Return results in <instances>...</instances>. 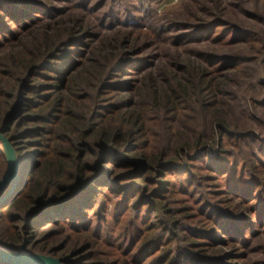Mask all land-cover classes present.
<instances>
[{"label": "trees", "instance_id": "obj_1", "mask_svg": "<svg viewBox=\"0 0 264 264\" xmlns=\"http://www.w3.org/2000/svg\"><path fill=\"white\" fill-rule=\"evenodd\" d=\"M151 4L0 0L3 249L65 234L64 264H264V8Z\"/></svg>", "mask_w": 264, "mask_h": 264}, {"label": "water", "instance_id": "obj_2", "mask_svg": "<svg viewBox=\"0 0 264 264\" xmlns=\"http://www.w3.org/2000/svg\"><path fill=\"white\" fill-rule=\"evenodd\" d=\"M0 142L2 144L5 159L6 171L0 179V192L9 184L15 186L19 180V161L16 157L15 149L10 140L0 132ZM1 196L0 202L7 196ZM0 261L6 264H64L59 258L36 252H25L21 247L16 252H11L0 247Z\"/></svg>", "mask_w": 264, "mask_h": 264}, {"label": "rangeland", "instance_id": "obj_3", "mask_svg": "<svg viewBox=\"0 0 264 264\" xmlns=\"http://www.w3.org/2000/svg\"><path fill=\"white\" fill-rule=\"evenodd\" d=\"M183 0H152V8L151 10L153 11V14H160L164 10H170V9H175L179 7ZM227 1H232V0H225ZM246 4L248 7H258L260 9L264 8V0H245ZM45 228V227H44ZM34 239H39V234L35 233L33 236ZM75 240L72 238H67V236L64 234L56 236L48 241H40L37 243L36 247L38 249H42L44 251L47 250H52L54 251L51 254L47 255H52V256H57L59 254H63L64 252L70 251V248L73 247Z\"/></svg>", "mask_w": 264, "mask_h": 264}]
</instances>
